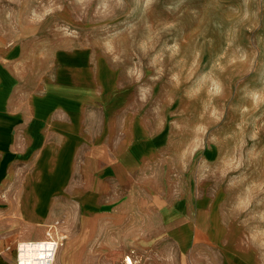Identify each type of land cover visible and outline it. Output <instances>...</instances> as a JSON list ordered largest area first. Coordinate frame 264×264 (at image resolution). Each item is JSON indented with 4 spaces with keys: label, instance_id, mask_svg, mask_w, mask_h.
I'll return each instance as SVG.
<instances>
[{
    "label": "crops",
    "instance_id": "obj_1",
    "mask_svg": "<svg viewBox=\"0 0 264 264\" xmlns=\"http://www.w3.org/2000/svg\"><path fill=\"white\" fill-rule=\"evenodd\" d=\"M45 37L0 41V264L49 226L54 264H264L241 217L177 168L128 70Z\"/></svg>",
    "mask_w": 264,
    "mask_h": 264
},
{
    "label": "rangeland",
    "instance_id": "obj_2",
    "mask_svg": "<svg viewBox=\"0 0 264 264\" xmlns=\"http://www.w3.org/2000/svg\"><path fill=\"white\" fill-rule=\"evenodd\" d=\"M99 3L92 0L83 8L77 0H0V41L31 33L60 36L67 28L76 35L65 38L105 51L128 70L134 83L150 89L143 113L175 152L177 168L194 187L217 192L232 208L247 183L264 177V106L243 112L251 108L246 92L264 87V0H152L147 5L145 0H124L122 6L111 0L106 17L96 13ZM34 12L40 22H32ZM173 43L179 45L175 56L168 51ZM242 54L247 60L240 59ZM158 55L162 59L153 64ZM194 60L196 68L189 78ZM137 72L142 73L139 80ZM173 73L180 75L179 87L171 80ZM206 73L220 81L222 94L209 97L205 84L189 98ZM256 129L253 141L250 136ZM242 138L238 154L243 155L244 166L239 172L222 177L219 171L215 175L210 171L200 179L203 162L210 169L222 168ZM240 174L248 179L230 187L229 181Z\"/></svg>",
    "mask_w": 264,
    "mask_h": 264
},
{
    "label": "clouds",
    "instance_id": "obj_3",
    "mask_svg": "<svg viewBox=\"0 0 264 264\" xmlns=\"http://www.w3.org/2000/svg\"><path fill=\"white\" fill-rule=\"evenodd\" d=\"M146 5L152 3V0H145ZM77 3L80 4L83 8H87L88 5L92 3V0H77ZM117 6H122L124 0H115ZM111 0H100V3L96 6V13L100 16H108L111 14ZM48 13H45L47 15ZM11 15V13H9ZM38 14L35 12L32 16V22L37 23L40 22L36 20ZM42 19V17H41ZM65 35L67 36H75V31H69L67 28L64 30ZM106 49L111 52V43L106 41L105 42ZM144 48V45H141ZM168 51L175 56L179 53V45L173 43L169 46ZM199 54L197 53V56ZM162 59V56H156L153 58V64H155L158 60ZM240 59L242 61L247 60V55L242 54ZM196 60L193 61L191 72L196 68ZM158 72H162V69H157ZM137 80L140 79L142 76L141 72L135 73ZM171 80L174 82L176 87L180 86L181 79L178 73H173L171 76ZM205 84H207V94L209 97L220 96L223 92L222 84L219 80L212 77L211 74L206 73L202 75L199 80L196 82V85L193 89L190 90L189 98L192 96L199 94L201 90L204 88ZM150 89L141 88L140 89V98L141 100L147 99V93ZM247 98L251 101V108L245 107L243 112L248 113L249 111H259V109L264 106V87L259 89H253L246 92ZM213 115L216 116L215 110L213 111ZM219 117H217L218 119ZM238 128L241 125L237 126ZM259 129H256L252 132L250 139L255 141L258 136ZM244 146L243 138L240 140L239 144L236 146V151L233 153L232 156L227 157L223 161V167L218 169H210L207 165V162H203L201 164L202 172L200 175V179H206L208 173L211 171L213 175H215L216 171H219L220 175L227 176L229 172H239V170L244 166V157L243 155L238 154L239 150ZM255 149L249 150V157H253ZM248 178L240 174L238 176H234L229 181V186H235L241 183H244ZM232 213L236 217L243 216L244 219L241 223L248 228L247 232V239L251 242L252 245L256 246L258 249L264 250V177L253 180L246 184L244 191L242 194L238 195L236 198L235 203L232 205L231 209Z\"/></svg>",
    "mask_w": 264,
    "mask_h": 264
},
{
    "label": "built area",
    "instance_id": "obj_4",
    "mask_svg": "<svg viewBox=\"0 0 264 264\" xmlns=\"http://www.w3.org/2000/svg\"><path fill=\"white\" fill-rule=\"evenodd\" d=\"M62 240L56 228L49 226L45 238L29 241L18 248L17 264H54Z\"/></svg>",
    "mask_w": 264,
    "mask_h": 264
},
{
    "label": "bare ground",
    "instance_id": "obj_5",
    "mask_svg": "<svg viewBox=\"0 0 264 264\" xmlns=\"http://www.w3.org/2000/svg\"><path fill=\"white\" fill-rule=\"evenodd\" d=\"M36 241H37V240H36ZM28 242H29V241L22 243V244H21V247H22L23 245H25L26 243H28Z\"/></svg>",
    "mask_w": 264,
    "mask_h": 264
}]
</instances>
